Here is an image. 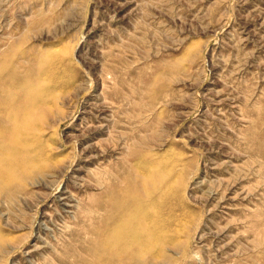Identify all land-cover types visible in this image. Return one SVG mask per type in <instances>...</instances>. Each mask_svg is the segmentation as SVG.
I'll list each match as a JSON object with an SVG mask.
<instances>
[{
	"label": "rangeland",
	"instance_id": "1",
	"mask_svg": "<svg viewBox=\"0 0 264 264\" xmlns=\"http://www.w3.org/2000/svg\"><path fill=\"white\" fill-rule=\"evenodd\" d=\"M0 264H264V0H0Z\"/></svg>",
	"mask_w": 264,
	"mask_h": 264
}]
</instances>
